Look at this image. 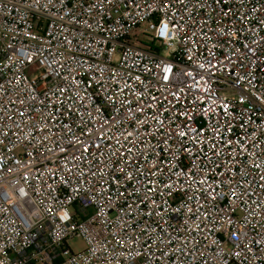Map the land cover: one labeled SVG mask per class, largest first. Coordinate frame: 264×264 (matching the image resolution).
<instances>
[{
    "label": "built area",
    "instance_id": "1",
    "mask_svg": "<svg viewBox=\"0 0 264 264\" xmlns=\"http://www.w3.org/2000/svg\"><path fill=\"white\" fill-rule=\"evenodd\" d=\"M0 264H264V0H0Z\"/></svg>",
    "mask_w": 264,
    "mask_h": 264
},
{
    "label": "rangeland",
    "instance_id": "2",
    "mask_svg": "<svg viewBox=\"0 0 264 264\" xmlns=\"http://www.w3.org/2000/svg\"><path fill=\"white\" fill-rule=\"evenodd\" d=\"M144 24L140 25L139 28H136L134 30V34L137 36V38L142 41L143 43L148 44H154L155 41L151 39L146 33H144ZM72 211V208H70ZM66 244L70 248V250L74 253L82 251L86 244L81 236H73L66 239Z\"/></svg>",
    "mask_w": 264,
    "mask_h": 264
}]
</instances>
